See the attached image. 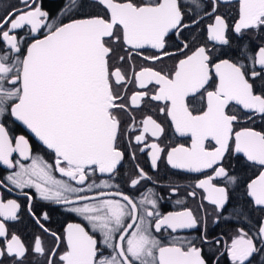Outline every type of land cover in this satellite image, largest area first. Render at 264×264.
I'll list each match as a JSON object with an SVG mask.
<instances>
[{"label":"snow or ice","instance_id":"1","mask_svg":"<svg viewBox=\"0 0 264 264\" xmlns=\"http://www.w3.org/2000/svg\"><path fill=\"white\" fill-rule=\"evenodd\" d=\"M0 168V264H264V0H0Z\"/></svg>","mask_w":264,"mask_h":264},{"label":"flooded vegetation","instance_id":"2","mask_svg":"<svg viewBox=\"0 0 264 264\" xmlns=\"http://www.w3.org/2000/svg\"><path fill=\"white\" fill-rule=\"evenodd\" d=\"M47 2H49V3H56L57 2V0H47ZM259 123H260V121H257V125H259ZM253 126H256V125H253ZM174 142H183V140L181 139V138H179V137H176V138H174ZM47 158V157H46ZM145 158H141V163L142 164H144V166L146 167V169H147V165L145 164ZM130 165H125V169H127L128 167H129ZM171 171H173V170H171V169H167L166 168V166L165 165H162L161 166V171H160V175L161 176H164V175H166L167 173H170ZM0 174H3V170H2V168H0ZM57 175V177L59 178V174L57 173L56 174ZM153 175H155V173H153ZM167 181H164V183H166ZM181 183H184V181H180ZM32 191H34V190H32ZM161 195H164V193H161ZM162 208L163 209H166V210H174L175 209V205L172 203V202H170L167 198H165V200L164 201H162ZM55 219L56 220H61V219H63L62 217H60L59 215H56L55 216ZM53 226H56V225H53Z\"/></svg>","mask_w":264,"mask_h":264}]
</instances>
